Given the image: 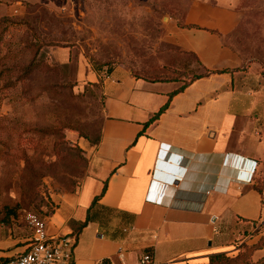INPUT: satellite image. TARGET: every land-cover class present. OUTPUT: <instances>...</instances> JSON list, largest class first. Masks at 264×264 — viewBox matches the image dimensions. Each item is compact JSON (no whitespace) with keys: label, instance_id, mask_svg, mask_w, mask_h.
I'll return each instance as SVG.
<instances>
[{"label":"crops","instance_id":"obj_1","mask_svg":"<svg viewBox=\"0 0 264 264\" xmlns=\"http://www.w3.org/2000/svg\"><path fill=\"white\" fill-rule=\"evenodd\" d=\"M23 1L36 0H0V18ZM239 2L194 0L185 23L169 26L167 41L213 73L182 92V82L145 80L124 65L104 74L100 137L80 143L87 175L75 191L51 194L45 217L50 236L73 240L69 264H138L146 253L154 264H208L263 239L264 86L226 39ZM163 146L179 157V174L159 169ZM4 248L0 260L15 256ZM262 257L264 246L253 261Z\"/></svg>","mask_w":264,"mask_h":264},{"label":"rangeland","instance_id":"obj_2","mask_svg":"<svg viewBox=\"0 0 264 264\" xmlns=\"http://www.w3.org/2000/svg\"><path fill=\"white\" fill-rule=\"evenodd\" d=\"M194 0H36L22 2L0 26V245L11 256L31 244L30 212L47 217L50 195L73 192L89 160L81 140L95 141L104 119V74L124 65L141 78L189 81L195 58L167 41ZM241 19L227 43L259 70L264 86V0H240ZM36 47L25 49L26 45ZM42 67L25 83L19 68L36 49ZM21 51V49H23ZM55 66L54 70L48 67ZM9 86V87H8ZM262 86V84L257 85Z\"/></svg>","mask_w":264,"mask_h":264},{"label":"built area","instance_id":"obj_3","mask_svg":"<svg viewBox=\"0 0 264 264\" xmlns=\"http://www.w3.org/2000/svg\"><path fill=\"white\" fill-rule=\"evenodd\" d=\"M27 221L32 231L29 250L0 264H69L72 258L73 240L70 237L50 236L46 219L30 212ZM138 264H154L151 253L142 256Z\"/></svg>","mask_w":264,"mask_h":264},{"label":"trees","instance_id":"obj_4","mask_svg":"<svg viewBox=\"0 0 264 264\" xmlns=\"http://www.w3.org/2000/svg\"><path fill=\"white\" fill-rule=\"evenodd\" d=\"M11 20H12V17L11 16L1 17L0 18V26L7 25V24H9V22L11 23ZM2 41H3V39H0V44L2 43ZM31 47L35 48L36 47V43H34L31 46L30 45H26L25 46V49H30ZM41 48H42V45H40V47L38 48V50L36 49V51L34 53V56L31 59V61L27 65H25L24 67L19 68L18 75L16 77V83H12V82H10L11 79L10 78L8 79L9 80L8 81L9 86H15L16 87L17 84L25 83L26 79H28L30 76H32L36 71H38L42 67V64H41L40 60H38V58H37L38 53L41 50ZM23 50H24V48L21 49V51H23ZM177 50L179 51V49H177ZM0 54H1V52H0ZM181 54H183V53H181ZM183 55H188V56H191V57L195 58L197 64L202 68V73H200L198 76L194 77L193 79H191L189 81H185L186 78L184 76V73L181 76H179V77H172L170 79H167V78L166 79H161V80H149V79H145V78H143V79L149 80V81H155V82H182L183 83V86H181L175 92V94H177V93L182 92L188 85H190L195 80H198L200 78L207 77V76H210L211 74H213L212 72L203 69L202 64L197 60V58L194 55L187 54V53L186 54H183ZM0 60H1V58H0ZM54 68H55V66H51V67H48V70L49 71L50 70L52 71V70H54ZM11 72H12V69H6V70L0 69V79H1V77H2V75L4 73H7V75H10ZM168 106H169V104H166L146 124V127H148L151 123L155 122L167 110ZM97 140H95L93 142H97ZM259 190L262 191V189H259ZM86 224L87 223L80 224V227L77 230V232H80L86 226ZM263 246H264V237H263V239L261 240V242L258 245H255V246H246V245H243L241 247L242 248V251L237 256H230V255H228L226 253H220V254L214 255V256L210 257L208 264H264V257H262L260 260H258L256 262L253 261V254H254V252L257 249L262 248Z\"/></svg>","mask_w":264,"mask_h":264},{"label":"water","instance_id":"obj_5","mask_svg":"<svg viewBox=\"0 0 264 264\" xmlns=\"http://www.w3.org/2000/svg\"><path fill=\"white\" fill-rule=\"evenodd\" d=\"M171 149L167 146H163L160 152V161H159V169L162 172L168 173H178L179 174V157H175L170 153ZM161 177H163L161 175ZM171 177H167L166 180L171 181ZM162 191L169 195L170 191L166 190V188H162Z\"/></svg>","mask_w":264,"mask_h":264}]
</instances>
